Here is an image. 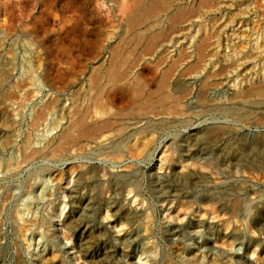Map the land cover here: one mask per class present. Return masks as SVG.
Masks as SVG:
<instances>
[{
    "label": "rangeland",
    "instance_id": "obj_1",
    "mask_svg": "<svg viewBox=\"0 0 264 264\" xmlns=\"http://www.w3.org/2000/svg\"><path fill=\"white\" fill-rule=\"evenodd\" d=\"M157 1L0 0V264H264V0Z\"/></svg>",
    "mask_w": 264,
    "mask_h": 264
},
{
    "label": "bare ground",
    "instance_id": "obj_2",
    "mask_svg": "<svg viewBox=\"0 0 264 264\" xmlns=\"http://www.w3.org/2000/svg\"><path fill=\"white\" fill-rule=\"evenodd\" d=\"M147 1H148V0H136V4H135V3H134V4L137 5V8H138V10L136 9V10H137L136 13H138V14H136L137 16L140 15V12L142 11L141 13L144 14V15L147 14V18H148V15L151 13V12L149 13V11L151 10V9H150L151 7H150V8H148V7L151 6V5H149V6L147 7V6H146V5H147ZM160 1H162V0H160ZM201 1H202V0H201ZM149 2H150V1H149ZM149 2H148V3H149ZM152 2H153V1H152ZM157 2H159V1L156 0V3H157ZM171 3H172V2H171ZM178 4H179V3H178ZM200 4H202V2H201ZM205 4H206V3H205ZM181 5H182V4H181ZM178 6L180 7V5H178ZM202 6H203V5H202ZM169 7H171V6H169ZM172 7H173V6H172ZM179 7H176V8H179ZM199 7H200V6H199ZM154 8H155V5H154ZM183 8H184V7H183ZM146 9H149V10H146ZM184 9H185V8H184ZM194 9H195V8H194ZM156 10H157V9H156ZM156 10H155V11H156ZM165 10H166V9H165ZM168 10H169V9H168ZM175 10H177V9H175ZM179 10H180V9H178V11H179ZM188 10H189V9H188ZM190 11H191V10H190ZM180 12H182V11H180ZM185 12H186V11H185ZM195 12H196V11H195ZM132 13H133V12H132ZM182 13H183V12H182ZM190 13L192 14V12H190ZM130 14H131V13H130ZM153 14H154V16H155L157 13L155 14V13H154V10H153ZM177 14L179 15L178 12H177ZM191 14H190V15H191ZM127 15H129V14H127ZM132 15H133V14H132ZM136 15H135V16H136ZM154 16H153V17H154ZM156 16H158V15H156ZM163 16H164V15H163ZM170 16L173 17V14L170 15ZM170 16H169V17H170ZM183 16H184V18H185V14H184ZM186 16H187V14H186ZM191 16H192V15H191ZM141 17H143V16H141ZM145 17H146V16H145ZM153 17L151 16V18H153ZM187 17H189V15H188ZM197 17H198V16H197ZM184 18H182V19H184ZM136 19H137V18H136ZM136 19H134V20L136 21ZM138 19H140V18H138ZM158 19H159V18H158ZM168 19H169V18H168ZM171 19H172V18H171ZM124 20H125V19H124ZM134 20H133V21H134ZM143 20H144V19H143ZM143 20H142V21H143ZM145 20H147V19H145ZM184 20H185V19H184ZM189 20H190V19H189ZM133 21H132V22H133ZM135 21H134V22H135ZM174 21H175V19H174ZM176 21H178V19H176ZM182 21H183V20H182ZM152 22H153V21H152ZM156 22H157V21H156ZM186 22H187V21H186ZM189 22H190V21H189ZM141 23H142V22H140V24H141ZM171 23H172V22H171ZM173 23H174V22H173ZM178 23H179V22H178ZM135 24H136V22H135ZM138 24H139V22H138ZM167 25H168V24H167ZM169 25H170V24H169ZM173 25H174V24H173ZM173 25H172V26H173ZM178 25H179V24H178ZM189 25H190V23H189ZM126 26H127V25H126ZM128 26H129V24H128ZM135 26H136V25H135ZM135 26H134V27H135ZM149 26H150V25H149ZM172 26H171V27H172ZM222 26H223V25H222ZM129 27H130V26H129ZM129 27H128V28H129ZM134 27H132V29H133ZM174 27H175V25H174ZM182 27H183V26H182ZM210 27H211V26H210ZM149 28H150V27H149ZM149 28H148L147 30H149ZM169 28H170V27H169ZM177 29H178V28H176L175 30H177ZM180 30H181V29H180ZM209 30H210V28H209ZM209 30H208V31H209ZM169 31H170V29H169ZM178 31H179V30H178ZM216 31H218V29H217ZM139 32H140V31H139ZM160 32H161V31H160ZM170 32H172V31H170ZM127 33H128V32H127ZM140 33H141V32H140ZM116 35H117V34H116ZM118 35H119V34H118ZM160 35H161V34H160ZM160 35H159V36H160ZM184 35H185V34H184ZM214 35H215V34H214ZM219 35H220V34H219ZM219 35H217V36H219ZM159 36H158V34H154V32H153V34H151V36H150L149 39L152 38V40H154V42H155V40H156ZM165 36H166V35H165ZM200 36H201V35H200ZM202 36H203V35H202ZM206 36H207V35H206ZM209 37H210V36H209ZM133 38H134V37H133ZM171 38H172V37H171ZM199 38H200V37H199ZM199 38H198V40H200ZM201 38H202V37H201ZM203 38H204V37H203ZM115 40H116V39H115ZM161 40H163V39H161ZM184 40H185V39H184ZM116 41H117V40H116ZM119 41H120V40H119ZM202 41H203V40H202ZM108 42H109V41H108ZM152 42H153V41H152ZM152 42H151V43H152ZM154 42H153V43H154ZM175 42H176V41H175ZM151 43H150V44H151ZM153 43H152V44H153ZM189 43H190V42H189ZM107 44H108V43H107ZM186 44H187V43H186ZM207 44H208V43H207ZM215 44H216V43H215ZM215 44H214V45H215ZM184 45H185V44H184ZM156 46H158V45H156ZM199 46H200V45H199ZM209 46H210V45H209ZM117 47H118V46H117ZM141 47H142V46H141ZM144 47H145V46H144ZM171 47H172V46H171ZM187 47H188V46H187ZM206 47H207V46H206ZM153 48H154V47H153ZM156 48H157V47H156ZM199 48H200V47H199ZM216 48H217V47H216ZM111 49H112V48H111ZM148 49H149V48H148ZM167 49H168V48H167ZM167 49H166V50H167ZM183 49H185V48H183ZM202 49H203V48H202ZM213 49H214V48H213ZM144 50H145V49H144ZM149 50H150V49H149ZM166 50H165V51H166ZM190 50H191V49H190ZM211 50H212V49H211ZM134 51H135V50H134ZM179 51H180V50H179ZM198 51H199V50H198ZM127 52H128V51H127ZM141 52H142V51H141ZM141 52H140V53H141ZM143 52H145V51H143ZM148 52H149V51H148ZM151 52H153V50H152ZM202 52H203V51H202ZM146 53H147V51H146ZM160 53H161V52H160ZM169 53H170V52H169ZM197 53H200V52H197ZM111 54H112V53H111ZM142 54H143V53H142ZM104 55H105V54H104ZM113 55H114V54H113ZM128 55H129V54H128ZM144 55H145V54H144ZM149 55H150V54H149ZM160 55H161V54H160ZM198 55H200V54H198ZM145 56H146V55H145ZM147 56H148V55H147ZM202 56H203V55H202ZM202 56H199V57L202 58ZM112 57H113V56H112ZM114 57H116V56H114ZM114 57H113V58H114ZM117 57H118V56H117ZM180 57H181V55H180ZM186 57H187V56H186ZM248 57H249V56H248ZM143 58H144V57H143ZM108 59H109V58H108ZM114 59H115V58H114ZM116 59H117V58H116ZM150 59H151V58H150ZM167 59H168V58H167ZM177 59L179 60V58H177ZM177 59H175V60H176L175 62L178 61ZM191 59H192V58H191ZM119 60H120V59H119ZM126 60H127V59H126ZM135 60H136V59H135ZM156 60H157V59H156ZM181 60H183V59H181ZM200 60H201V59H200ZM38 61H39V60H38ZM107 61H108V60H107ZM172 61H174V60H172ZM99 62H100V61H99ZM138 62H139V59H138ZM144 62H145V61H144ZM135 63H136V62H135ZM159 63H160V62H159ZM161 63H163V61H162ZM196 63H197V62H196ZM196 63H195V64H196ZM136 64H138V63H136ZM136 64H135V65H136ZM143 64H144V63H143ZM151 64L153 65V63H151ZM157 64H158V63H157ZM171 64H172V63H171ZM171 64H170V66H171ZM240 64H241V63H240ZM117 65H118V64H115V62H114L109 68H107V69H108V70H107L108 72H106V73H107V76H109V79H110V81H112V82H113V80H114V81H120V80H123V76L120 74L121 71L119 72L120 68H122V67H119V66L122 65V64H120V65L118 66L119 69L117 68ZM161 65H162V64H161ZM234 65H236V64H234ZM237 65H238V63H237ZM93 66H94V65H93ZM167 66H168V65H167ZM191 66H192V65H191ZM196 66H197V65H196ZM199 66H200V65H199ZM231 66H232V65H231ZM105 67H106V66H105ZM171 67H172V66H171ZM176 67H177V65H176ZM188 67L190 68V66H188ZM188 67H187V68H188ZM192 67H195V66H192ZM166 68H167V67H166ZM169 68H170V67H169ZM174 68H175V67H174ZM187 68H186V69H187ZM189 68H188V69H189ZM196 68H197V67H196ZM226 68H227V66H226ZM124 69H125V68H124ZM126 69L128 70V68H126ZM151 69H153V68H151ZM154 69H155V68H154ZM167 69H168V68H167ZM197 69H198V68H197ZM201 69H203V68H201ZM122 70H123V69H122ZM169 70H170V69H169ZM184 70H185V69H184ZM222 70L224 71L225 69H222ZM222 70H221V71H222ZM125 71H126V70H125ZM155 71H156V70H155ZM172 71H173V70H172ZM195 71H196V70H195ZM223 71H222V72H223ZM162 72L164 73V71H162ZM165 72H166V71H165ZM189 72H190V71H189ZM189 72H188V73H189ZM196 72H197V71H196ZM196 72H195V73H196ZM106 73H105V74H106ZM166 73H167V72H166ZM169 73H171V72H169ZM191 73H192V72H191ZM128 74H129V73H128ZM154 74H155V73H154ZM167 74H168V73H167ZM180 74H181V73H180ZM189 74H190V73H189ZM196 74H197V73H196ZM212 74H213V73H212ZM100 75H101V74H100ZM126 75H127V73H126ZM140 75H141V74H140ZM184 75H185V74H184ZM163 76H164V74H163ZM170 76H171V75H170ZM179 76H181V75H179ZM179 76H178V77H179ZM205 76H207V75H205ZM210 76H211V75H210ZM210 76H209V77H210ZM92 77H93V76H92ZM92 77H90V78H92ZM94 77H95V78H94V81H96V83L98 84V82L100 81V80H99L100 78H99L97 75H95V74H94ZM129 77H131V76H129ZM167 77H168V76H167ZM104 78H105V77H104ZM107 78H108V77H107ZM131 78H132V77H131ZM206 78H207V77H206ZM101 79H102V78H101ZM105 79H106V78H105ZM143 79H144V78H143ZM167 79H168V78H166V80H167ZM129 80H130V79H129ZM132 80H133V79H132ZM132 80H131V81H132ZM157 80H158V79H157ZM87 81H88V80H87ZM92 81H93V79H92ZM94 81H93V83H94ZM106 81H109V80H106ZM124 81H126V80H124ZM134 81H135V80H134ZM176 81H177V80H176ZM179 81H180V80H179ZM201 81H202V80H201ZM100 82H101V81H100ZM100 82H99V83H100ZM122 82H123V81H122ZM163 82H164V84H165L167 81H166V82L163 81ZM163 82H162V83H163ZM103 83H104V81H103ZM106 83H107V82H106ZM124 83H125V82H124ZM126 83H127V82H126ZM129 83L131 84V82H129ZM133 83H134V82H133ZM133 83H132V84H133ZM144 83H145V82H144ZM147 83H148V82H147ZM156 83H157V82H156ZM175 83H176V82H175ZM212 83H213V80H212ZM214 83H215V82H214ZM22 84H23V83H22ZM64 84H65V83H64ZM101 84H102V83H101ZM104 84H105V83H104ZM114 84H116V82H115ZM114 84L112 83V86H113ZM132 84H131V85H132ZM164 84H161V85L159 86V88H156V90H155V91H156V94H159V93H160L159 91H161L162 88L164 89V86H165ZM167 84H168V83H167ZM172 84H173V83H172ZM218 84H220V83H218ZM95 85H96V84H95ZM105 85H106V84H105ZM116 85H117V84H116ZM123 85H124V84H123ZM127 85H128V84H127ZM209 85H210V84H209ZM257 85H258V84H257ZM257 85H256V86H257ZM259 85H260V84H259ZM259 85H258V86H259ZM261 85H263V84H261ZM9 86H10V85H9ZM14 86H15V85H14ZM20 86H21V85H20ZM20 86H19V87H20ZM110 86H111V85H110ZM154 86H155V85H154ZM221 86H222V85H221ZM254 86H255V85H254ZM254 86H253V87H254ZM256 86H255V87H256ZM100 87H102V86H100ZM103 87H104V85H103ZM128 87H129V86H128ZM130 87H131L132 92H133L135 95H139V96L142 95V91L138 89L139 86L137 87V85L134 84V85H132V86H130ZM130 87H129V88H130ZM205 87H207V86H205ZM249 87H250V86H249ZM15 88H16V87H15ZM93 88H94V87H93ZM200 88H201V87H200ZM200 88H199V89H200ZM250 88H251V87H250ZM10 89H11V87H10ZM25 89H26V88H25ZM78 89H79V88H78ZM97 89H98V88H97ZM100 89H101V88H100ZM100 89H99V91H100ZM110 89H111V88H110ZM110 89H109V90H110ZM173 89H174V88H173ZM191 89H192V88H191ZM254 89H255V88H254ZM15 90H16V89H15ZM34 90H35V89H34ZM46 90H47V89H46ZM105 90H106V89H105ZM204 90H205V89H204ZM206 90H207V89H206ZM248 90H249V88H248ZM251 90H252V88H251ZM256 90H258L259 92L264 93V86H262L261 88L256 89ZM28 91H29V90H28ZM38 91H39V90H38ZM99 91H98V93H99ZM102 91H103V90H102ZM190 91H191V90H190ZM190 91H189V92H190ZM235 91H236V90H235ZM237 91H238V90H237ZM249 91H250V90H249ZM46 92H47V91H46ZM183 92H184V91H183ZM195 92H196V91H195ZM232 92H233V91H232ZM25 93H26V92H25ZM27 93H28V92H27ZM107 93H108V92H107ZM123 93H124V92H123ZM129 93H130V92H129ZM129 93H128V94H129ZM197 93H198V92H197ZM203 93H204V91H203ZM239 93H240V92H239ZM243 93H244V91H243ZM248 93H249V92H248ZM8 94H10V93H8ZM101 94H102V93H101ZM154 94H155V92L152 91L151 94L149 93V95H148V96L146 95V96H147L148 99H151V98L153 99ZM26 95H27V94H26ZM46 95H47V93H46ZM50 95H51V94H50ZM96 95H97V93H96ZM109 95H110V94H109ZM115 95H116V94H115ZM125 95H126V94H125ZM129 95H130V94H129ZM185 95H187V94H185ZM185 95H183V99H184V96H185ZM14 96H15V95H14ZM14 96H13V97H14ZM28 96H29V95H28ZM126 96H127V95H126ZM159 96H160V95H159ZM164 96H166V95H164ZM171 96H172V95H171ZM180 96H181V95H179V97H180ZM197 96H198V95H197ZM197 96H196V97H197ZM242 96H244V95H242ZM38 97H39V96H38ZM136 97H137V96H136ZM58 98H59V97H58ZM129 98H130V97H129ZM158 98H160V99H159V102H160V103H161V102H164V101L166 102L167 99H169V100L171 99V97H170L169 95L166 96V97H162V96H160V97H158ZM173 98H174V97H173ZM173 98H172V99H173ZM176 98H177V97H176ZM176 98H175V99H176ZM180 98H181V97H180ZM261 98H262V96H261ZM12 99H13V98H12ZM24 99H25V97H24ZM94 99H96V98H94ZM106 99H107V98H106ZM133 99H134V97H133ZM135 99H136V98H135ZM202 99H203V98H202ZM246 99H249V98L246 97ZM254 99H255V98H254ZM259 99H260V98H259ZM107 100H110V99H107ZM130 100H131V99H130ZM145 100H146V99H145ZM145 100H144V101H145ZM244 100H245V98H244ZM65 101H66V99H65ZM144 101H143V102H144ZM155 101H156V100L154 99V102H155ZM157 101H158V99H157ZM197 101H198V100H197ZM245 101H246V100H245ZM247 101H248V100H247ZM256 101H257V100H256ZM260 101H263V100H260ZM21 102H22V101H21ZM86 102H87V101H86ZM231 102H232V101H231ZM14 103H15V102H14ZM56 103H57V102H56ZM103 103H104V102H103ZM128 103H129V102H128ZM160 103H159V104H160ZM214 103H215V102H214ZM219 103H220V102H219ZM248 103H249V102H248ZM250 103H252V102H250ZM8 104H9V103H8ZM105 104H106V103H105ZM105 104H104V105H105ZM143 104H144V103H143ZM146 104H147V103H146ZM148 104H149V103H148ZM153 104H154V103H153ZM156 104H157V103H156ZM192 104H193V103H192ZM228 104H229V103H228ZM259 104H260V103H259ZM94 105H95V104H94ZM114 105H115V104H114ZM130 105H131V104H130ZM130 105H128V106H130ZM132 105H133V104H132ZM134 105H136V103H134ZM154 105H155V104H154ZM164 105H165V104H164ZM219 105H220V104H219ZM246 105H247V104H246ZM18 106H19V105H18ZM60 106H61V105H60ZM170 106H171V105H170ZM182 106H183V105H182ZM182 106H181V107H182ZM216 106H217V105H216ZM220 106H221V105H220ZM248 106H249V105H248ZM106 107H107V106H106ZM123 107H124V106H123ZM163 107H164V106H163ZM163 107H162V108H163ZM193 107H194V106H193ZM211 107H212V106H211ZM47 108H48V106H47ZM87 108L89 109V107H87ZM100 108H101V107H100ZM112 108H113V107H112ZM202 108H203V107H202ZM209 108H210V107H209ZM216 108H217V107H216ZM231 108H232V107H231ZM242 108H243V107H242ZM69 109H70V108H69ZM77 109L80 110L81 108L78 107ZM77 109H76V110H77ZM83 109H84V107H83ZM85 109H86V108H85ZM85 109H84V110H85ZM88 109H87V112H88ZM93 109H94V108H93ZM130 109H131V108H130ZM130 109H129V110H130ZM138 109H139V108H137L136 110H138ZM168 109H169V108H168ZM170 109H171V108H170ZM228 109H229V108H228ZM234 109H235V108H234ZM234 109H233V110H230V113L233 114L234 116H238L239 113H238L236 110H234ZM59 110H60V109H59ZM97 110H98V109H97ZM225 110H226V108H225ZM253 110H254V109H253ZM131 111H132V110H131ZM144 111H145V110H144ZM167 111H168V110H167ZM167 111H166V112H167ZM174 111H176V110L174 109ZM226 111H227V110H226ZM243 111H244V110H243ZM75 112H76V111H75ZM92 112H93V111H92ZM101 112H102V111H101ZM101 112H100V113H101ZM103 112H104V111H103ZM106 112H107V111H106ZM132 112H133V111H132ZM136 112H137V111H136ZM138 112H141V110L138 111ZM170 112H171V111H170ZM180 112H181V111H180ZM206 112H207V111H206ZM259 112H260V111H259ZM43 113H44V112H43ZM77 113H78V110H77ZM81 113H82V112H81ZM84 113H85V112H84ZM113 113H114V111H113ZM113 113H112V114H113ZM120 113H121V112H120ZM120 113H119V114H120ZM156 113H157V112H156ZM171 113H172V112H171ZM175 113H176V112H175ZM175 113H173V114H175ZM215 113H216V112H215ZM245 113H246V112H245ZM40 114H41V113H39V115H40ZM70 114H71V113H70ZM86 114H87V113H85V115H84V114H82V115L86 116ZM101 114H102V113H101ZM101 114H99V115H101ZM109 114H110V113H109ZM116 114H117V113H116ZM124 114H125V112H124ZM124 114H123V116H124ZM177 114H178V113H177ZM184 114H185V113H184ZM192 114H195V113H192ZM219 114H220V113H219ZM257 114H258V113H257ZM74 115H76V114H74ZM92 115H93V114H92ZM96 115H97V114H96V112H95L94 117H93V118L91 117V119H93V120H97V119H99V118H97ZM99 115H98V116H99ZM126 115H127V114H126ZM163 115H164V114H163ZM179 115H180V114H179ZM220 115H221V114H220ZM253 115H254V114H253ZM35 116H36V115H35ZM48 116H49V115H48ZM80 116H81V114H80ZM84 116H82V119H76V122H74V125H70V126L66 127V129L63 130L64 132L61 133L62 135H61V138H60V139H61V142H60L61 144L64 145V143H68V141H71L72 139H74V133H73V132H74V130H76V129L78 130V132H76V133H78L77 135L80 134V135H82V136H84V137H86V136H90V137H91L93 134L97 133L98 131H101V130L104 129V128H108V127H110L111 124H113V122L111 123V122H109V121L107 120V122H102V123L100 122V125H97V124H96V126H95V124H94V126L90 127L91 125H90V126H89V125H85V123H84V118H85V117H84ZM88 116H89V114H88ZM102 116H103V115H101V118H102ZM107 116H108V115H107ZM112 116H114V115H112ZM128 116H129V115H128ZM250 116H251V115H250ZM42 117H43V116H42ZM46 117H47V116H46ZM75 117H76V116H75ZM78 117H79V116H78ZM89 117H90V116H89ZM89 117H88V118H89ZM239 117H240V116H239ZM243 117H244V116H242L241 118H243ZM245 117H246V115H245ZM256 117H257V116H256ZM69 118H70V116H69ZM110 118H112V117H110ZM252 118H253V117H252ZM36 119H37V118H36ZM73 119H74V118H73ZM103 119H104V118H103ZM105 119H106V118H105ZM107 119H108V118H107ZM112 119H113V118H112ZM34 120H35V119H34ZM114 120H115V119H114ZM163 120H164V119H163ZM178 120H179V119H178ZM241 120H242V119H241ZM88 121H89V119H88ZM99 121H100V119H99ZM101 121H102V120H101ZM105 121H106V120H105ZM115 121H116V120H115ZM118 121H119V120H118ZM255 121H256V120H255ZM29 122H30V121H29ZM69 122H70V121H69ZM97 122H98V121H96L95 123H97ZM155 122H156V121H155ZM186 122H187V121H186ZM246 122H247V121H246ZM246 122H245V123H246ZM262 122H264V121H262ZM66 123H67V122H66ZM116 123H117V122H116ZM116 123H115V124H116ZM127 123H128V122H127ZM247 123H248V122H247ZM31 124H32V122H31ZM130 124H131V123H130ZM171 124H172V123H171ZM179 124H180V123H179ZM131 125H133V124H131ZM184 126H186V125H184ZM213 126H214V125H213ZM213 126H212V127H213ZM62 127H63V126H62ZM140 127H141V126H140ZM24 128H25V127H24ZM173 128H174V127H173ZM206 128H207V127H206ZM218 128H220V127H218ZM261 128H262V127H261ZM263 128H264V127H263ZM19 129H20V128H19ZM113 129H114V128H113ZM214 129H215V128H214ZM214 129H213V130H214ZM220 129H221V128H220ZM227 129H228V128H227ZM238 129H239V128H238ZM110 130H111V129H110ZM108 131H109V130H108ZM103 132H104V131H103ZM109 132H110V131H109ZM203 132H204V131H203ZM100 133H101V132H100ZM107 133H108V132H107ZM107 133H106V134H107ZM114 133H115V132H114ZM124 133H125V132H124ZM103 134H105V133H103ZM258 134H259V133H258ZM258 134H257V136H258ZM52 135H53V134H52ZM107 135H108V134H107ZM229 135H230V134H229ZM82 136H81V137H82ZM99 136H102V135H99ZM99 136H97V137H99ZM105 136H106V135H105ZM238 136H239V135H238ZM259 136H260V135H259ZM59 137H60V136H59ZM77 137H78V136H77ZM77 137H76V138H77ZM94 137H95V136L93 135V138H94ZM106 137H109V136H106ZM149 137H150V136H149ZM198 137H199V136H198ZM201 137H202V136H201ZM209 137H212V136L210 135ZM86 138H87V137H86ZM104 138H105V137H104ZM14 139H15V138H14ZM26 139H27V138H26ZM91 139H92V138H91ZM119 139H120V137H119ZM228 139H229V138H228ZM27 140H28V139H27ZM27 140H26V141H27ZM77 140H79V139H77ZM84 140H85V139H84ZM103 140H105V139H103ZM201 140H202V139H201ZM14 141H15V140H14ZM28 141H30V140H28ZM28 141H27V142H28ZM87 141H88V140H87ZM89 141H90V140H89ZM96 141H97V143H98V140H96ZM107 141H108V139H107ZM115 141H116V140H115ZM192 141H193V140H192ZM218 141H219V140H218ZM100 142H101V141H100ZM262 142H264V141H262ZM29 143H30V142H29ZM88 143H89V142H88ZM107 143H108V142H107ZM114 143H115V142H114ZM120 143H121V142H120ZM221 143H222V142H221ZM91 144H92V143H91ZM91 144H90V145H91ZM215 144H216V143H215ZM33 145H34V144H33ZM43 145H44V144H43ZM51 145H52V144H51ZM78 145H79V144H78ZM84 145H85V144H84ZM86 145H87V144H86ZM90 145H89V146H90ZM95 145H96V144H95ZM97 145H98V144H97ZM107 145H108V144H107ZM217 145H218V144H217ZM99 146H100V145H99ZM103 146H104V144H103ZM221 146H222V144H221ZM60 147H61V146H60ZM62 147H63V146H62ZM62 147H61V148H62ZM96 147H97V146H96ZM110 147H111V146H110ZM61 148H60V150H62ZM63 148H65V145H64ZM77 148H78V147H77ZM104 148H105V147H104ZM203 148H204V147H203ZM39 149H40V148H39ZM54 149H55V148H54ZM98 149H99V148H98ZM102 149H103V148H102ZM26 150H27V149H26ZM78 150H79V149H78ZM33 151H34V150H33ZM52 151H53V150H52ZM162 151H163V150H162ZM208 151H209V150H208ZM53 152H54V151H53ZM67 152H68V151H67ZM87 152H88V151H87ZM93 152H94V151H93ZM255 153H256V152H255ZM25 154H26V156H25L26 158L31 157V155H28L27 153H25ZM35 154H36V153H35ZM53 154H54V153H53ZM32 156H33V155H32ZM55 156H56V155H55ZM90 156H91V155H90ZM102 156H103V155H102ZM118 156H119V155H118ZM33 157H34V156H33ZM97 157H98V156H97ZM31 158H32V157H31ZM170 158H171V157H170ZM39 159H40V158H39ZM59 159H60V157H59ZM202 159H203V158H202ZM103 160H104V159H103ZM106 160H107V159H106ZM163 160H164V159H163ZM15 161H16V160H15ZM22 161H23V160H22ZM24 161H25V160H24ZM31 161H32V159H31ZM56 161H57V160H56ZM172 161H173V160H172ZM187 161H188V160H187ZM252 161H253V160H252ZM68 162H69V161H68ZM194 163H195V162H194ZM9 164H10V163H9ZM179 164H180V163H179ZM195 164H196V163H195ZM19 165H20V164H19ZM78 165H79V164H78ZM92 165H93V164H92ZM96 165H97V164H96ZM132 165H133V164H132ZM82 166H83V165H82ZM85 166H86V165H85ZM112 166H113V165H112ZM184 166H185V165H184ZM190 166H191V165H190ZM196 166H197V164H196ZM116 167H117V166H116ZM185 167H187V166H185ZM233 167H234V166H233ZM240 167H241V166H240ZM13 168H14V167H13ZM78 168H79V167H78ZM108 168H109V167H108ZM160 168H161V167H160ZM195 168H196V167H195ZM208 168H209V167H208ZM237 168H238V167H237ZM66 169H67V168H66ZM75 169H76V168H75ZM166 169H167V168H166ZM202 169H204V168H202ZM177 170H178V169H177ZM183 170H185V169H183ZM67 171H68V170H67ZM175 171H176V170H175ZM204 171H205V170H204ZM243 171H244V170H243ZM60 172H61V171H60ZM108 172H109V171H108ZM178 172H179V171H178ZM192 172H193V169H192ZM197 172H198V170H197ZM201 172H202V171H201ZM247 172H248V171H247ZM90 173H91V172H90ZM112 173H113V172H112ZM181 173H182V172H181ZM194 173H195V172H194ZM216 173H217V172H216ZM249 173H250V172H249ZM12 174H13V173H12ZM158 174H159V173H158ZM176 174H177V173H176ZM186 174H187V173H186ZM217 174H218V173H217ZM238 174H240V173H238ZM194 175H195V174H194ZM204 175H205V174H204ZM69 176H70V175H69ZM139 177H140V176H139ZM251 177H252V176H251ZM103 179H104V178H103ZM166 179H167V178H166ZM219 179H220V178H219ZM240 179H241V178H240ZM76 180H77V179H76ZM128 180H129V179H128ZM201 180H202V179H201ZM241 180H242V179H241ZM152 181H154V180H152ZM196 181H197V180H196ZM84 182H85V181H84ZM247 182H248V181H247ZM118 183H119V182H118ZM124 183H125V182H124ZM68 184H69V183H68ZM219 184H220V183H219ZM232 184H233V183H232ZM216 186H217V185H216ZM68 187H69V186H68ZM117 189H118V188H117ZM217 189H218V188H217ZM60 190H61V189H60ZM213 190H214V189H213ZM95 191H96V190H95ZM217 192H218V191H217ZM246 192H247V191H246ZM253 193H254V192H253ZM88 194H89V193H88ZM216 194H217V193H216ZM71 195H72V194H71ZM132 195H133V194H132ZM138 195H139V194H138ZM94 196H95V195H94ZM135 197H136V196H135ZM93 199H94V198H93ZM217 199H218V198H217ZM233 199H234V198H233ZM126 202H127V201H126ZM228 202H229V201H228ZM239 202H240V201H239ZM61 203H62V202H61ZM95 204H96V203H95ZM131 204H132V203H131ZM179 204H180V203H179ZM213 204H214V203H213ZM75 205H76V204H75ZM78 205H79V204H78ZM59 207H60V206H59ZM106 207H107V206H106ZM189 208H190V207H189ZM65 209H66V208H65ZM160 209H162V208H160ZM83 211H84V210H83ZM91 211H92V210H91ZM84 212H85V211H84ZM116 212H117V211H116ZM60 213H61V212H60ZM114 213H115V212H114ZM104 214H105V213H104ZM234 214H235V213H234ZM64 215H65V214H64ZM142 215H143V214H142ZM175 217H176V216H175ZM175 217H174V218H175ZM246 217H247V216H246ZM215 219H217V218H215ZM71 220H72V219H71ZM76 220H77V219H76ZM239 220H240V219H239ZM239 220H238V221H239ZM214 221H215V220H214ZM140 222H141V221H140ZM199 222H200V221H199ZM224 222H225V221H224ZM64 223H65V222H64ZM67 223H68V222H67ZM122 224H123V223H122ZM145 224H146V222H145ZM156 224H157V223H156ZM228 224H229V223H228ZM246 224H247V223H246ZM226 225H227V224H226ZM229 225H230V224H229ZM154 227H155V226H154ZM224 227H225V226H224ZM236 227H237V226H236ZM21 229H22V228H21ZM228 229H229V228H228ZM114 230H115V229H114ZM144 230H146V229H144ZM155 230H156V229H155ZM173 230H174V229H173ZM142 231H143V230H142ZM233 233H234V232H233ZM249 233H251V232H249ZM120 234H121V233H120ZM63 235H64V234H63ZM141 236H142V235H141ZM148 236H149V235H148ZM234 236H235V235H234ZM62 237H63V236H62ZM143 238H144V237H143ZM117 239H118V238H117ZM241 239H242V238H241ZM119 240H120V239H119ZM146 240H147V239H146ZM234 240H235V239H234ZM124 242H125V241H124ZM223 243H224V242H223ZM78 244H79V243H78ZM229 244H230V243H229ZM248 244H249V243H248ZM259 244H260V243H259ZM253 245H254V244H253ZM229 246H230V245H229ZM229 246H228V247H229ZM226 247H227V246H226ZM254 247H255V246H254ZM79 249H80V248H79ZM166 250H167V249H166ZM253 251H254V250H253ZM77 252H78V251H77ZM167 253H168V252H167ZM172 255H173V254H172ZM263 255H264V254H263ZM253 256H254V255H253ZM257 256H258V254H257ZM40 258H41V257H40ZM54 258H55V257H54ZM250 259H251V258H250ZM78 260H79V259H78ZM263 260H264V259H263ZM81 261H82V260H81ZM40 262H41V261H40ZM46 262H47V261H46ZM151 264H152V263H151Z\"/></svg>",
    "mask_w": 264,
    "mask_h": 264
}]
</instances>
